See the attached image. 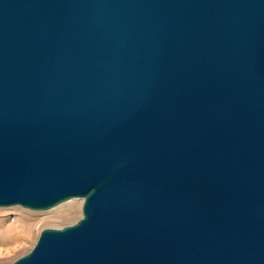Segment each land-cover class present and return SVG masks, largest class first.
<instances>
[{"label":"water","instance_id":"obj_1","mask_svg":"<svg viewBox=\"0 0 264 264\" xmlns=\"http://www.w3.org/2000/svg\"><path fill=\"white\" fill-rule=\"evenodd\" d=\"M72 199L12 264H264V0H0V208Z\"/></svg>","mask_w":264,"mask_h":264},{"label":"rangeland","instance_id":"obj_2","mask_svg":"<svg viewBox=\"0 0 264 264\" xmlns=\"http://www.w3.org/2000/svg\"><path fill=\"white\" fill-rule=\"evenodd\" d=\"M82 200L72 199L47 211L0 208V264H12L35 245L46 228H62L81 218Z\"/></svg>","mask_w":264,"mask_h":264}]
</instances>
